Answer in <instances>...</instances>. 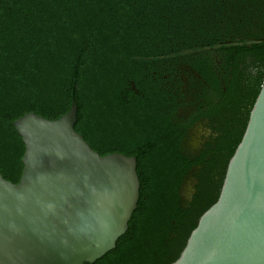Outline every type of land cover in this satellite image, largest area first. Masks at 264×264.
I'll use <instances>...</instances> for the list:
<instances>
[{
    "label": "trees",
    "instance_id": "1",
    "mask_svg": "<svg viewBox=\"0 0 264 264\" xmlns=\"http://www.w3.org/2000/svg\"><path fill=\"white\" fill-rule=\"evenodd\" d=\"M263 81L264 0H0V173L22 174L17 118L55 119L75 99V129L102 155H136L141 182L127 232L85 264H172L218 198ZM199 118L219 135L191 160L182 138Z\"/></svg>",
    "mask_w": 264,
    "mask_h": 264
},
{
    "label": "water",
    "instance_id": "2",
    "mask_svg": "<svg viewBox=\"0 0 264 264\" xmlns=\"http://www.w3.org/2000/svg\"><path fill=\"white\" fill-rule=\"evenodd\" d=\"M77 112L73 99L58 118L30 111L14 121L25 151L18 182L0 173V264L94 263L127 232L137 156L100 154L75 129ZM172 264H264V81L218 198Z\"/></svg>",
    "mask_w": 264,
    "mask_h": 264
},
{
    "label": "flooded vegetation",
    "instance_id": "3",
    "mask_svg": "<svg viewBox=\"0 0 264 264\" xmlns=\"http://www.w3.org/2000/svg\"><path fill=\"white\" fill-rule=\"evenodd\" d=\"M215 126H216V123L212 122L209 118H199L197 120H193L188 125L187 130L184 133V136L182 138V147L184 149L185 154H187L191 158V160H195L204 151H207V148L209 147V143L213 142L218 137L219 133L217 132V130H215ZM198 127L202 128V130L199 136L196 135L198 137V141L196 142L195 145H193L192 139L194 138L195 133H196L195 129ZM201 169H203V164L201 163L192 164L191 169H190V175H188L187 177L194 178L195 180L194 186L192 187L190 195L188 197H184L183 192H182V187L187 177L183 179V182L180 188L181 197L183 199L187 200L191 198V196L193 195L195 191V185L197 183V177L191 175V173L195 171H199Z\"/></svg>",
    "mask_w": 264,
    "mask_h": 264
},
{
    "label": "rangeland",
    "instance_id": "4",
    "mask_svg": "<svg viewBox=\"0 0 264 264\" xmlns=\"http://www.w3.org/2000/svg\"><path fill=\"white\" fill-rule=\"evenodd\" d=\"M201 130H202V128H199V127L195 129L196 133H195L194 138L192 139V142H193L192 144L193 145H195L196 142L198 141V137L197 136L200 135ZM194 182H195L194 178H191V177H187L186 178V180H185V182L183 184V187H182V192H183V196L184 197H188L190 195L192 187L194 186Z\"/></svg>",
    "mask_w": 264,
    "mask_h": 264
}]
</instances>
